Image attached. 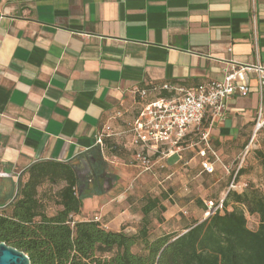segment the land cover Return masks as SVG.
Instances as JSON below:
<instances>
[{
    "label": "crops",
    "instance_id": "crops-1",
    "mask_svg": "<svg viewBox=\"0 0 264 264\" xmlns=\"http://www.w3.org/2000/svg\"><path fill=\"white\" fill-rule=\"evenodd\" d=\"M230 61L264 62V0H0V211L21 197L33 164L61 161L85 173L78 175L86 197L81 214L104 213L121 187L146 171L125 146L128 137L107 136L99 144L97 135L108 127L122 131L139 114L152 97L142 99L138 90L222 80ZM242 100L254 102L257 117L256 90L231 97L212 125L218 153L224 140L251 133L256 117ZM96 153L104 161L101 172L114 173L107 191L82 162ZM183 155L165 167L196 162V176L208 174L196 147ZM64 185L47 179L38 186L48 215L62 209L57 201ZM98 193L112 197L102 204ZM105 218L107 228H122L109 226L117 215Z\"/></svg>",
    "mask_w": 264,
    "mask_h": 264
},
{
    "label": "trees",
    "instance_id": "trees-1",
    "mask_svg": "<svg viewBox=\"0 0 264 264\" xmlns=\"http://www.w3.org/2000/svg\"><path fill=\"white\" fill-rule=\"evenodd\" d=\"M256 154L264 172V149ZM93 158L92 173L99 177L104 161L99 153ZM27 172L21 197L10 211H0V242L26 252L31 264H264V190L253 185L228 190L223 210L195 219L181 232L155 236L151 214L166 210L163 201L169 193L147 197L140 226L129 233L125 227L109 229L100 219L76 218L85 195L71 162L41 161ZM242 174L241 168L237 181ZM47 179L66 181L58 191L63 207L54 215L37 198L38 186ZM208 201H200L204 212ZM247 213L258 217L256 229L249 227Z\"/></svg>",
    "mask_w": 264,
    "mask_h": 264
},
{
    "label": "built area",
    "instance_id": "built-area-1",
    "mask_svg": "<svg viewBox=\"0 0 264 264\" xmlns=\"http://www.w3.org/2000/svg\"><path fill=\"white\" fill-rule=\"evenodd\" d=\"M253 90L258 92L259 107L252 143L256 134L264 128V62L260 61L251 64L230 61L222 80H210L196 86L164 83L140 89L138 93L142 99L152 98L143 103L139 114L126 121V128L122 131L115 132L108 127L97 135L96 142L103 144L104 137L112 135L124 139L128 137L124 144L134 149V162L144 171H151L156 165L165 167L166 161L174 155L183 160V152L196 147L204 172L215 174L220 163L230 173L232 166L223 162L213 146L212 125L224 117L231 97L248 95ZM117 116L122 117L123 112L118 111ZM208 119L209 124L206 125ZM248 149L249 145L245 154ZM243 160L244 157L234 170L229 190L242 191L248 186L247 182L236 180ZM223 201H208L205 216L223 210Z\"/></svg>",
    "mask_w": 264,
    "mask_h": 264
},
{
    "label": "rangeland",
    "instance_id": "rangeland-1",
    "mask_svg": "<svg viewBox=\"0 0 264 264\" xmlns=\"http://www.w3.org/2000/svg\"><path fill=\"white\" fill-rule=\"evenodd\" d=\"M242 101L247 105V114L256 117L254 102L252 103L249 100ZM254 125L255 121L252 120L249 127L251 133H247V135L244 133L239 134L235 140L229 143L224 140L223 153L220 152L219 155L224 163L232 166L230 173L220 163L215 174L205 175L203 173L199 177L196 176L195 172L198 170L196 162L184 166L158 167L152 172H143V178L134 182H127L126 185L122 186L117 197L111 201L104 213H102L103 209H83L86 214H80L76 218H98L105 225V217L117 215L119 220L109 226L113 229L125 227L127 232L135 233L143 218V213L140 209L146 202V198L159 196L166 192L169 193V197L163 201L166 210H156L151 214L152 233L155 236L166 232L179 233L195 219L202 220L206 218L200 201L206 204V201L210 199L217 200L224 197V194L221 195V189L224 190V193L229 190L230 182L228 181L230 177H233L234 170L243 157L244 160L241 167L243 174L239 177L238 182H247L248 185L264 190V172L256 154L257 149H264V129L259 131L254 141L250 143L254 134ZM211 133L213 140V131ZM230 143L233 144L230 145ZM246 143L249 145V149L245 154L246 148L244 149L243 147ZM213 144L217 145V142L215 141ZM177 160L178 155H175L168 162L169 164H174ZM168 174H171V178H167ZM99 177L102 180V182H99L100 189L102 191L109 190L110 186H112L114 173L103 171L100 172ZM90 178L96 177L91 175ZM98 196L102 204L112 197L110 193H98ZM85 198H82V203H84ZM228 208L231 210L232 206L230 205ZM247 219L249 227L256 229L259 221L258 217L247 213Z\"/></svg>",
    "mask_w": 264,
    "mask_h": 264
},
{
    "label": "water",
    "instance_id": "water-1",
    "mask_svg": "<svg viewBox=\"0 0 264 264\" xmlns=\"http://www.w3.org/2000/svg\"><path fill=\"white\" fill-rule=\"evenodd\" d=\"M89 160L92 162L95 161L92 155L89 157ZM89 160L82 159V162L86 167L87 173L92 172V167L89 163ZM84 174L79 173L78 175L83 176ZM0 264H31V259L26 252L11 245H8L5 242H0Z\"/></svg>",
    "mask_w": 264,
    "mask_h": 264
},
{
    "label": "flooded vegetation",
    "instance_id": "flooded-vegetation-1",
    "mask_svg": "<svg viewBox=\"0 0 264 264\" xmlns=\"http://www.w3.org/2000/svg\"><path fill=\"white\" fill-rule=\"evenodd\" d=\"M93 175V173H91L89 176Z\"/></svg>",
    "mask_w": 264,
    "mask_h": 264
}]
</instances>
